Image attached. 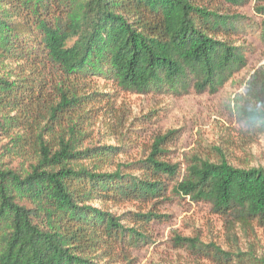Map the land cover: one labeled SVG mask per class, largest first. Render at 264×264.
<instances>
[{"label": "trees", "instance_id": "1", "mask_svg": "<svg viewBox=\"0 0 264 264\" xmlns=\"http://www.w3.org/2000/svg\"><path fill=\"white\" fill-rule=\"evenodd\" d=\"M201 1L0 0V264H130L131 249L150 241L144 225L165 215L118 216L103 204L155 205L168 193L209 204L231 228L264 229L263 167L192 154L181 169L161 156L173 130L129 163L114 159L134 135L86 144L88 106L99 94H86L88 79L179 97L216 92L247 66L237 38L244 18ZM256 4L264 43V0ZM242 117L264 132V111ZM176 239L225 254L212 242Z\"/></svg>", "mask_w": 264, "mask_h": 264}, {"label": "rangeland", "instance_id": "2", "mask_svg": "<svg viewBox=\"0 0 264 264\" xmlns=\"http://www.w3.org/2000/svg\"><path fill=\"white\" fill-rule=\"evenodd\" d=\"M201 2L218 12L244 18V31L237 38L246 46L247 66L216 92L179 97L132 93L102 78L88 79L84 83L86 94H99L95 96L98 100L88 106L93 108L90 114L94 117L86 124V144L121 145L134 135L127 153L114 159L129 163L145 157L158 135L173 130L161 145L165 151L161 156L181 169L192 154L210 161L222 155L235 166L264 168V132L248 126L242 117L245 110L264 111V43L259 35L262 18L255 11L256 0L241 6L224 0ZM130 172L141 175L140 171ZM165 197L171 199L155 205L103 204L118 216L127 211L165 215L144 225L150 241L131 249L130 264H264V229L255 225L231 228L207 203L169 193ZM121 222L133 225L125 218ZM177 236L196 238L204 244L212 242L225 254L211 257L203 251L180 247Z\"/></svg>", "mask_w": 264, "mask_h": 264}]
</instances>
